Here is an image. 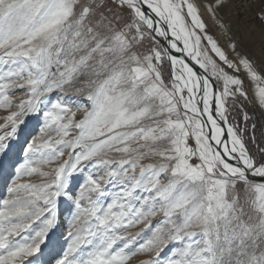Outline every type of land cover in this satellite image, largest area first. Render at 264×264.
Listing matches in <instances>:
<instances>
[{
  "label": "snow or ice",
  "instance_id": "6c2138e0",
  "mask_svg": "<svg viewBox=\"0 0 264 264\" xmlns=\"http://www.w3.org/2000/svg\"><path fill=\"white\" fill-rule=\"evenodd\" d=\"M223 2L207 6L213 18ZM111 5L0 0V109L12 107L9 93L16 89L27 97L0 124L8 129L0 132V172L27 118L40 125L0 198V264H128L150 252L155 257L143 264H158L169 244L178 247L165 264H264V159L250 152L245 129L227 116L229 97L246 98L243 81L200 50L203 39L227 68L264 82L247 55L236 51L241 37L232 39L217 21L236 53L233 61L206 33L193 0ZM258 18L264 23V9ZM145 39L151 41L147 52L135 51ZM172 50L205 71L210 66L222 87ZM165 61L170 87L162 76ZM69 89L84 94V102L65 96ZM54 92L62 95L52 100ZM255 95L264 107V87ZM163 142L168 146L159 147ZM111 153L121 155L106 158ZM154 157L160 160L142 163ZM86 163L92 171L74 188ZM33 175L42 181L23 180ZM61 203L67 215L63 243L53 238ZM158 214L163 218L153 226ZM140 223L152 235L136 244L142 233L128 235L127 229Z\"/></svg>",
  "mask_w": 264,
  "mask_h": 264
},
{
  "label": "rangeland",
  "instance_id": "374dc122",
  "mask_svg": "<svg viewBox=\"0 0 264 264\" xmlns=\"http://www.w3.org/2000/svg\"><path fill=\"white\" fill-rule=\"evenodd\" d=\"M108 4L110 7L114 8V6L111 5V0H108ZM202 5L206 8V12H201L200 9L198 10L201 19L206 25V33L212 36L213 39L218 42V45L221 47V49L226 52L229 60L235 61L237 59L236 53L232 52L228 47L230 43L229 36L225 33V30L219 26L218 28L221 34V39L218 36L215 22L221 20L227 27L228 33L231 34L232 39H235L237 36L241 37L240 42L237 44L236 51L242 55L246 54L248 59L253 63V66L256 68L258 74L264 78V23H261L258 18V14L262 9H264V0H224L222 6L215 8V18H213V15L207 11V6L215 5V0H203ZM77 10L79 11V9ZM229 14L233 15L232 21L230 20L231 18L228 17ZM121 15L127 19V10H122ZM188 18L191 22L190 17ZM249 33H251L250 36ZM200 34L203 36L202 33ZM203 41L220 67H222L225 72L229 73L230 75L238 76L243 81L242 87L243 91L246 93V98L244 96H239L238 98H228V100L231 99L232 103V105L229 106L230 115H228V121L233 126H239L240 128L245 129V141L250 152L257 156L258 159H264V155L260 154L257 148V146L264 148V107L260 106L255 95V90L258 87H264V82L257 83L251 81L242 68L239 72H235L232 69L227 68V66L224 65L223 62H221L219 58L216 57L211 51L207 41ZM150 47L151 41L149 39H145L134 50L137 52L146 53ZM162 76L165 84L170 87L171 85L169 81L171 78V65L169 61H165L162 65ZM102 78L103 77H101V79ZM218 84L220 87H222L220 82H218ZM76 86L80 85L77 84ZM9 95L12 98L13 105L10 109H0V124L4 123V117H7L10 112L17 111L15 105L19 104L21 100L27 98L25 96L24 90L22 89H16L14 92H10ZM61 95L62 94L59 92H54L51 96V99L55 100ZM64 95L78 102H84V94H76L71 89H69ZM245 114H247L249 117L247 121L244 120ZM81 116L82 113H77L75 119L79 120ZM145 123L147 124L151 122L145 121ZM253 125H255V128H253ZM39 126L40 125L36 117H28L27 123L21 127L19 135L11 141V151L9 156L4 158L3 171L0 172V198H4L7 195V185L9 183L8 176L10 173L14 172L12 165L16 162H22L24 155L22 148L26 147V143L31 142L33 137L39 135ZM10 127L11 126L9 125V128ZM7 130L8 129H0V132ZM253 137L255 138V143L252 142ZM188 143L189 146L195 147L193 140H189ZM167 146L168 145L166 142H163L159 145L161 148H165ZM120 155L121 154L119 153H111L106 158L117 159L120 157ZM64 159H67L66 155L60 158L61 161ZM159 160L160 157H154L151 159H146L142 161V163H155ZM190 162L195 163L196 161L193 159ZM55 166L56 164L54 163L52 165L43 167L42 170L49 171ZM90 171H92V168L86 163L82 175L77 178L76 184H74V188L84 176L89 174ZM23 180L30 181L32 183H40L42 178L39 175H33L32 177H24ZM108 187L111 190V185H108ZM138 195H140V193H138ZM241 195H243V193H241ZM162 218V214H158L156 217L152 218V225L155 226ZM59 219L60 227L57 228L53 238L60 240L61 243H63L61 238L66 235L67 221L66 205L64 203H61L60 205ZM136 233H142L136 240V244H139L151 237L152 229H145L144 223H140L127 229L128 235H134ZM174 247H178V245L169 244L168 247L164 248V250L160 253L158 264H165L166 258L169 256L171 249ZM154 257L155 252L137 254L128 261V264H143L144 261L152 260Z\"/></svg>",
  "mask_w": 264,
  "mask_h": 264
},
{
  "label": "bare ground",
  "instance_id": "6f19581e",
  "mask_svg": "<svg viewBox=\"0 0 264 264\" xmlns=\"http://www.w3.org/2000/svg\"><path fill=\"white\" fill-rule=\"evenodd\" d=\"M202 1L203 0H193V2L196 4V6H197V8L198 9H200V11L201 12H206V8L202 5ZM184 15H185V17H186V23H188V24H190L191 22L189 21V18L186 16V12H185V10H184V13H183ZM229 18H231L230 20L232 21L233 20V15H230L229 14V16H228ZM221 21V20H220ZM215 25H216V28H217V32H218V36H219V38L221 39V34H220V31H219V28H218V23H217V21L215 22ZM166 27V26H165ZM197 31V34L198 35H201L200 33H199V31L198 30H196ZM171 38V37H170ZM165 42V41H164ZM177 44H178V46L179 47H183V44H182V42H177ZM200 50H201V52L202 53H207V56L208 57H210L219 67H220V65L218 64V62L215 60V58L212 56V54H211V52L209 51V49L207 48V46L205 45V42L203 41V39L201 40V44H200ZM171 54L172 55H175L177 58H183L184 60H185V62L186 63H188L187 62V59H189V60H191L190 58H188L187 56H185L182 52H175L174 50H172L171 51ZM169 63H170V61H169ZM195 63V62H194ZM189 64V63H188ZM171 65V64H170ZM198 65V64H197ZM189 66L190 67H192L190 64H189ZM199 66V65H198ZM193 68V67H192ZM193 71L194 72H196L198 75H201V76H207L210 80H211V82L213 83V85L214 86H216V85H219L218 84V81L217 80H215V79H213L212 77H211V71H212V69H211V67L209 66V68H208V70L207 71H205V69H202V72H203V74H201V73H199L198 71H196V69H194L193 68ZM221 84H222V82H220ZM227 107V106H226ZM227 111H228V108H227ZM227 116H228V113H227ZM205 119H206V117H205ZM229 122V121H228ZM230 124V123H229Z\"/></svg>",
  "mask_w": 264,
  "mask_h": 264
},
{
  "label": "water",
  "instance_id": "95a60500",
  "mask_svg": "<svg viewBox=\"0 0 264 264\" xmlns=\"http://www.w3.org/2000/svg\"><path fill=\"white\" fill-rule=\"evenodd\" d=\"M154 15V14H153ZM157 39H159L160 40V42L163 44V43H165L164 42V40H163V38H157ZM187 62L194 68V69H196V71H198L199 73H201V74H203V72H202V69L196 64V63H194L192 60H189V59H187ZM206 76V75H205ZM210 127V126H209ZM225 131H226V129H225ZM255 179H257V180H259L260 178H255Z\"/></svg>",
  "mask_w": 264,
  "mask_h": 264
},
{
  "label": "built area",
  "instance_id": "2783aa9c",
  "mask_svg": "<svg viewBox=\"0 0 264 264\" xmlns=\"http://www.w3.org/2000/svg\"><path fill=\"white\" fill-rule=\"evenodd\" d=\"M240 95L239 94H237L234 98H238ZM231 98V97H230ZM232 105V103H231V99L230 100H228V102H227V106H228V111H227V113H228V115H230V112H229V106H231Z\"/></svg>",
  "mask_w": 264,
  "mask_h": 264
}]
</instances>
